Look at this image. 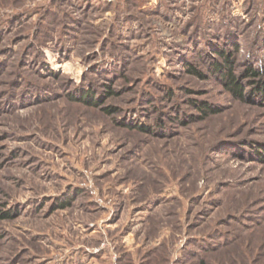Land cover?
Wrapping results in <instances>:
<instances>
[{"label": "rangeland", "instance_id": "374dc122", "mask_svg": "<svg viewBox=\"0 0 264 264\" xmlns=\"http://www.w3.org/2000/svg\"><path fill=\"white\" fill-rule=\"evenodd\" d=\"M262 86L264 0H0V264H264Z\"/></svg>", "mask_w": 264, "mask_h": 264}, {"label": "trees", "instance_id": "16d2710c", "mask_svg": "<svg viewBox=\"0 0 264 264\" xmlns=\"http://www.w3.org/2000/svg\"><path fill=\"white\" fill-rule=\"evenodd\" d=\"M218 54L223 58L224 63H214L212 66V71L215 74L216 77H218L220 80H225L226 86L228 87V90L233 93L236 97L239 99H244L245 91L246 88L241 81V77L237 76L235 74V69H234V62L232 61L231 55L224 51L223 49L218 50ZM263 73V69L260 68L259 70H252L250 69V74L247 73V75H252L253 77H260ZM260 85V84H259ZM262 88V89H258ZM257 90H260V92L257 93L258 97H264V86L262 87H257ZM78 94L79 96L76 97L71 96L72 98H76V100H79L83 102L86 105L90 106H97L100 104L101 99H96L93 92L91 90H79L74 92ZM73 95V94H71ZM106 112H110L111 110L109 108H104ZM200 110L203 111L204 114H207L208 110L207 108L201 106ZM211 111H214L211 109ZM129 127H134L133 124H127ZM138 128L140 129H145L144 125H139ZM261 152V151H260ZM260 160H264V153H258ZM64 206V204H63ZM66 207V206H64Z\"/></svg>", "mask_w": 264, "mask_h": 264}]
</instances>
